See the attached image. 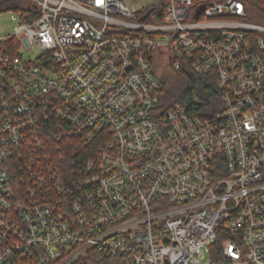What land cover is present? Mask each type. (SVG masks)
Here are the masks:
<instances>
[{
  "label": "built area",
  "instance_id": "2783aa9c",
  "mask_svg": "<svg viewBox=\"0 0 264 264\" xmlns=\"http://www.w3.org/2000/svg\"><path fill=\"white\" fill-rule=\"evenodd\" d=\"M11 9L0 264H264V25L245 1ZM185 60L216 75L214 113L163 106L160 69Z\"/></svg>",
  "mask_w": 264,
  "mask_h": 264
},
{
  "label": "trees",
  "instance_id": "16d2710c",
  "mask_svg": "<svg viewBox=\"0 0 264 264\" xmlns=\"http://www.w3.org/2000/svg\"><path fill=\"white\" fill-rule=\"evenodd\" d=\"M248 6L247 21L263 25L255 20L264 15V0H243ZM12 0L0 1L5 10L11 9ZM156 12L160 16L164 13L165 5H155ZM258 13V15H257ZM255 16V17H254ZM256 21V22H255ZM256 36V34H253ZM191 61L185 60L182 67L177 71L178 78L172 82V79L161 77L163 88L161 101L163 106H171L176 102L182 103L189 112L199 115H210L219 109L218 103V84L215 74H196L191 69ZM196 98L205 103L199 105ZM216 101V102H215Z\"/></svg>",
  "mask_w": 264,
  "mask_h": 264
},
{
  "label": "rangeland",
  "instance_id": "374dc122",
  "mask_svg": "<svg viewBox=\"0 0 264 264\" xmlns=\"http://www.w3.org/2000/svg\"><path fill=\"white\" fill-rule=\"evenodd\" d=\"M153 1L154 0H125V2L134 9H139L141 6L150 4ZM17 15V11L13 9L0 12V37L6 36L15 31L19 25V21L16 18ZM255 20L257 23L261 22L264 25V15L259 16V18L256 17ZM21 50L27 60L35 59L40 54L38 47H34L32 50H27L23 47ZM160 71L162 72L161 77L163 76V78H168L170 81L173 78L172 82L176 81L178 78V72L174 71L170 66L161 67Z\"/></svg>",
  "mask_w": 264,
  "mask_h": 264
},
{
  "label": "water",
  "instance_id": "95a60500",
  "mask_svg": "<svg viewBox=\"0 0 264 264\" xmlns=\"http://www.w3.org/2000/svg\"><path fill=\"white\" fill-rule=\"evenodd\" d=\"M204 9H205V7H203V8L200 10V12H202ZM150 12H151V10L148 11V13L143 17V19H145V18L150 14ZM200 12H199V13H200Z\"/></svg>",
  "mask_w": 264,
  "mask_h": 264
}]
</instances>
